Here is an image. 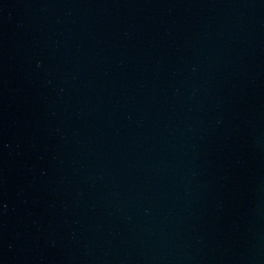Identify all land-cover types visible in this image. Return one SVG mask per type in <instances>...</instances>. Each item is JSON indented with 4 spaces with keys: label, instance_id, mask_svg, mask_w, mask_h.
Segmentation results:
<instances>
[{
    "label": "water",
    "instance_id": "95a60500",
    "mask_svg": "<svg viewBox=\"0 0 264 264\" xmlns=\"http://www.w3.org/2000/svg\"><path fill=\"white\" fill-rule=\"evenodd\" d=\"M10 264H264V0H81Z\"/></svg>",
    "mask_w": 264,
    "mask_h": 264
}]
</instances>
